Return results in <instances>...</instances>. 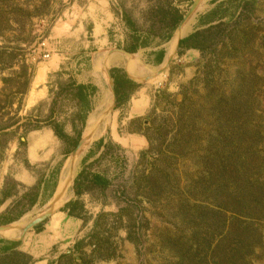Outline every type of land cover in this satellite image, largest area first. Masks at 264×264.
Wrapping results in <instances>:
<instances>
[{
  "label": "rangeland",
  "instance_id": "obj_1",
  "mask_svg": "<svg viewBox=\"0 0 264 264\" xmlns=\"http://www.w3.org/2000/svg\"><path fill=\"white\" fill-rule=\"evenodd\" d=\"M196 1L0 0V126L19 117V124L30 120L38 127L23 136L22 130L13 126L8 135L0 136V227L26 226L39 218L55 192L63 166V179L70 168L76 148L60 142L48 123L62 125L71 138L81 131V140L97 115L100 91L113 85L112 78L108 79L112 70L139 85L129 102L113 108L109 123L78 152L71 197L62 203L60 212L37 225L42 226L40 233L29 230L18 241L20 250L30 254L35 263L56 264L68 253L78 261L82 253L73 250L78 241L84 242L82 256L89 257L91 264H182L180 258L186 250L192 251L187 259L209 257L206 242L219 241L221 214L212 208L214 214L188 219L180 215L179 208L186 205V215L191 216L199 208L221 203L220 197L213 196L215 189L204 192L197 182L209 186L211 181L205 179L208 172L202 157L211 149L210 140L219 127L210 110L216 100L230 99L246 103L247 108L241 122L244 165L229 178V188L232 194L255 204L250 218H241L248 236L243 264H264V0H254L257 4L245 9L236 0H200L185 36L219 25L203 55L195 50L178 54L176 48L170 59L166 55L161 65H156V53L167 51ZM174 10L182 20L166 40ZM123 14L133 21L138 36L149 43L131 58L119 52H126L132 35ZM23 62L31 73L28 88L23 96L13 95L23 88L24 78L17 76ZM130 63L138 67L137 73L130 70L136 77L126 69ZM204 65L208 72H202ZM71 81L96 88L84 114L66 88ZM182 92L186 100L181 110L194 120L188 121L197 133L189 149L178 156L165 148L159 157L140 160V153L148 148L146 135L160 142L161 135L173 130ZM19 104L21 109L15 114ZM152 128L159 129L158 133ZM100 139L114 147L96 148ZM22 141L24 146H20ZM82 171L87 177L84 184L94 186L91 193L80 197L86 212L84 222L61 212L65 204L77 199L73 184ZM93 176L99 179L95 185H91ZM6 181L18 193L5 200L1 190ZM39 183L47 188L42 202L17 221L5 224V219L14 216L6 215L7 211L13 209L16 214L21 210V197ZM150 186L163 191L147 199ZM101 214L106 216L98 219ZM96 220L100 246L89 256L92 247L86 244ZM219 251L215 252L217 258ZM99 255L104 258L98 259Z\"/></svg>",
  "mask_w": 264,
  "mask_h": 264
},
{
  "label": "trees",
  "instance_id": "obj_2",
  "mask_svg": "<svg viewBox=\"0 0 264 264\" xmlns=\"http://www.w3.org/2000/svg\"><path fill=\"white\" fill-rule=\"evenodd\" d=\"M240 4H242V9L246 7H251L254 4H257L254 0H236ZM174 18L171 15V20L169 24L170 33L165 38L169 40L171 38L172 32L175 30L179 22L182 20V15L174 10ZM124 24L128 28V30L132 33L129 41L130 43L125 47V51L130 54H135L139 49L148 47L149 43L144 42L140 36H138V32L136 30L135 24L133 21L126 15L123 14ZM173 19V20H172ZM219 25L211 26L206 30L197 31L192 34H189L185 38L181 39L178 43V54H181L182 51L186 50H195L199 52L201 55L205 52L206 47L209 45L211 41V35L217 34V30ZM164 51L160 50L155 55L154 63L156 65H161L164 58ZM20 73H18L19 79L22 77L23 79V88L19 92H15L13 95L20 94L23 96L28 88V84L30 81L31 73H28V66L23 62L19 67ZM209 68L207 65L202 67V72H208ZM111 78L113 81V88L116 95V108L121 107L129 102L131 95L137 90L138 84L132 82L127 79L125 74H121L119 70H112ZM209 78V76H208ZM190 82L189 84H191ZM66 88L70 89L73 97L77 100L78 105L81 107V110L87 112L89 107V98L95 93L96 88L91 85H83L77 84L74 81H71L66 85ZM185 90V88H184ZM183 91V90H182ZM183 99L182 103L179 105V114L178 119L176 120V125L172 128L173 130L166 131L163 135H161L162 140L157 142L150 136L146 135V139L148 142V148L146 151L140 153V160H144L146 157H159L165 150H174L178 156L183 155L190 147V143L195 137V128L193 124L189 123L188 120H193L190 117L186 118V115L181 110V106H183V102H185V94L181 93ZM3 97V94L0 95V100ZM230 99H226L225 101L222 99H218L214 102L211 108V114L215 117L217 126L219 127L216 131V136H213V140H210L211 149L206 152V154L202 157V161L204 165L207 167V174L205 175V179H210V185H206L203 181L197 182L199 186H202V190L204 192L210 193V189H215L212 191L213 196L220 197L222 200L218 206L215 207H205L199 208V212L196 215H186L188 210H186V205H183L179 208L180 215L187 216V218H191L193 216H198L202 218V216L206 215V212H211L214 214L217 209L219 214H221V223H222V231L219 235V241L216 244L212 242H206L208 256H204L203 258L192 257L191 259H187V255L192 254V251L184 252L180 258L182 264H243L245 261L244 250L248 247V236L246 234L245 227L242 226L241 218L248 219L252 215V211H255V204L251 201V199L243 198L240 194H232L230 192L229 186L232 183H229V178H234L235 175L242 170L244 163L241 161V151L243 144V116L245 115L247 104L237 101H229ZM12 105V104H11ZM10 108V104H8ZM12 107V106H11ZM21 109V105L19 104L15 114L19 112ZM1 110V108H0ZM1 117V115H0ZM17 117V116H16ZM19 117L15 120H10L9 123L3 124L0 126V136L8 135L7 131L10 130L13 126H15V130H22L23 136L35 131L38 129L36 125H32V121L26 120L24 123L19 124ZM194 121V120H193ZM188 122V123H186ZM83 123V122H82ZM48 127L52 131L53 135L63 144L69 145L71 149L77 147L80 137L81 131L77 132L75 138L69 137L62 125L56 122H49ZM152 131L158 133V130L151 129ZM160 137V134H159ZM7 141H4V145L1 148V151L4 150ZM20 146H24V142H20ZM164 146V148H163ZM108 147H114V144L109 141L108 144H105L104 139H100L96 144V148L105 150ZM118 148V146H115ZM119 149V148H118ZM227 162V166L226 163ZM93 181L91 185H95L98 182L97 176H93ZM204 179V177H203ZM202 179V180H203ZM204 179V181H205ZM84 183H87V177L85 172H80L76 179L74 180L73 190L74 194L77 197L76 200L70 201L65 204L64 208L61 212L65 213L68 217L83 220V215H85V208L83 203L80 201V197L84 193H91L94 186H86ZM90 185V184H88ZM207 186V188L205 187ZM47 188L39 185H36L27 190L23 194L20 199L19 205H22V209L16 212L7 211L6 215H14L11 218L5 219L4 223L9 224L11 222H15L20 219L26 212L32 209L38 202H42L40 198H42L43 194L46 192ZM6 181L4 183L1 195L3 199H8L16 195L18 192H13ZM163 191V188L159 186H150L146 191V198L153 195H160ZM230 195V197H229ZM148 199V198H147ZM187 204V203H186ZM184 208V209H183ZM186 211V212H185ZM209 214V213H208ZM229 214V217H227ZM106 214H101L98 219L105 217ZM234 222V223H233ZM237 223V224H236ZM241 224V225H240ZM36 233H40L42 231V226H37L34 228ZM19 235H16L12 238H17ZM97 233V220L94 224V229L92 234L88 237L89 242L86 245L92 247L89 256H93L97 253V249L100 246L99 239ZM128 239H131V234L128 231L127 235ZM9 238V239H12ZM96 241V242H95ZM21 243L18 241H10V240H1L0 239V264H32L33 260L30 256L19 250ZM84 242L78 241L74 244L73 250L75 252H80V257L76 259L72 256V253H68L59 257V260L56 264H91L89 257H83L82 246ZM220 250V256H215V252ZM191 252V253H190ZM83 255V256H82ZM104 255H99L98 259H103ZM216 259L218 262H215ZM187 263H186V262Z\"/></svg>",
  "mask_w": 264,
  "mask_h": 264
},
{
  "label": "water",
  "instance_id": "obj_3",
  "mask_svg": "<svg viewBox=\"0 0 264 264\" xmlns=\"http://www.w3.org/2000/svg\"><path fill=\"white\" fill-rule=\"evenodd\" d=\"M199 3H200V0H197L196 3L192 6V8L189 10V12L185 15V17L181 21L180 25L178 26V30H180L182 28V26L190 19V17L195 12L196 8L199 6ZM176 31H175V33H176ZM175 33H174L172 39L174 38ZM180 40H181V38H179L177 40L176 48L178 47V43H179ZM119 52L124 54L128 58H131L133 56V54H129V53H126L124 51H119ZM161 72L162 71L157 72L156 74H161ZM153 76H155V75H153ZM108 78L111 80L110 76H108ZM110 92H111V98H112L111 107L109 108V106H108L109 103H107V104L104 103L103 104V107H104V105L105 106L107 105V106L105 108H103L102 111L99 113V120H98L97 125H95L91 129H89V134L88 135L91 136L90 138H92V136H94L96 133H98L100 131V128H102V126L105 125L104 123L107 121V119H112V110H113V108H116V95H115L114 88H113L112 85H111V88H110ZM88 140L89 139L83 138V136H82L79 144L77 145L75 151L73 152V155H76L80 150H82L88 144ZM64 170L65 169H64V166H63V168L61 170V173H60V176H59V181H58L57 187L55 189V192H54L50 202L48 203V206H47V209L45 210V212L39 218L31 221L28 225H26L22 229L21 235L18 238V240L15 239L14 241H19L20 239H22L24 237V235L29 230L34 229V227H36L37 225L43 223L46 219L51 218L54 214L60 212V208H61L62 204H60L59 202H60V199H61L62 195L66 194V191H67V187H64L63 184H62V179H63V176H64ZM2 229H5V227H0V231Z\"/></svg>",
  "mask_w": 264,
  "mask_h": 264
},
{
  "label": "bare ground",
  "instance_id": "obj_4",
  "mask_svg": "<svg viewBox=\"0 0 264 264\" xmlns=\"http://www.w3.org/2000/svg\"><path fill=\"white\" fill-rule=\"evenodd\" d=\"M193 21L194 20H188L180 30L177 29L176 33H175V36H174V39L172 40L171 44L168 46V49H167V59H170L171 57V54L172 52L174 51V49H176V43H177V40L183 36H185L192 28V24H193ZM106 60V59H105ZM114 61V60H113ZM108 61H106L107 63ZM111 62V61H110ZM112 63V62H111ZM117 63V62H116ZM125 67V66H124ZM126 69L128 70V72L130 73V70L134 71V73L138 72V67L132 63H130L129 65H127ZM162 70V69H161ZM134 73H130V75H134ZM159 75V74H158ZM133 77V76H132ZM136 77V76H135ZM134 77V78H135ZM109 79V78H108ZM110 80V79H109ZM107 85V84H106ZM113 86V85H112ZM110 88H111V85L109 84V89H104L102 88V90L100 91V95H99V98H100V101H99V105H98V111H97V115L96 117L93 119V121L87 126L86 128V131L83 135V138H86V139H89L88 140V143L91 142L93 139L96 138V135L98 133H96L94 136H92V138H90L91 136L88 135L89 134V129H91L92 127H94L95 125H97L98 123V120H99V113L102 111L103 108H105L106 106L104 105L103 107V104L104 103H109L108 106L109 108L111 107V104H112V98H111V92H110ZM110 94V95H109ZM110 119H107V121L104 123L105 125H103L102 127L106 126L108 123H109ZM103 129V128H102ZM101 130V128H100ZM87 148V147H86ZM73 155V154H72ZM71 155V156H72ZM70 156V157H71ZM80 154L77 153L75 155V157L73 158L72 162L70 163V168L69 170L67 171V174L65 176V178L62 180V184L64 187H67V189L69 190L68 193H67V196L66 194L62 195L61 199H60V204H62L63 202H65L69 197H71V191H70V184H71V181L74 177V174L76 172V168L78 166V163H77V166L74 167L76 165V162L79 161L80 159ZM79 159V160H78ZM75 168V169H74ZM66 169V168H65ZM48 206V205H47ZM47 206L45 207L44 209V212L45 210L47 209ZM43 212V213H44ZM30 220V219H29ZM29 222V221H27ZM21 224V223H20ZM28 225V224H27ZM20 226V225H19ZM16 226V225H11V226H6L5 229H2L0 231V237H3V238H6V239H9V238H12L16 235H21V231L22 229L25 227V226ZM18 238V237H17ZM17 238H12V239H17Z\"/></svg>",
  "mask_w": 264,
  "mask_h": 264
},
{
  "label": "crops",
  "instance_id": "obj_5",
  "mask_svg": "<svg viewBox=\"0 0 264 264\" xmlns=\"http://www.w3.org/2000/svg\"><path fill=\"white\" fill-rule=\"evenodd\" d=\"M174 35V34H173ZM186 36H183V37H181V39H183V38H185ZM178 48V47H177ZM164 51V50H163ZM188 50H186V52H187ZM189 51H193V50H189ZM165 57H166V52H165V54H164V58H163V60L165 59ZM163 62V61H162ZM12 241H14V240H12ZM21 249V245H20V248H19V250ZM21 251V250H20ZM22 252V251H21ZM24 253V252H23ZM26 254V253H25ZM26 255H28V256H30L31 258H32V256L30 255V254H26ZM33 260V259H32ZM32 264H39V263H35L34 261H33V263ZM46 264H49V262H46Z\"/></svg>",
  "mask_w": 264,
  "mask_h": 264
}]
</instances>
